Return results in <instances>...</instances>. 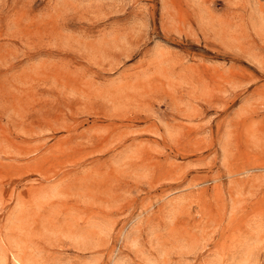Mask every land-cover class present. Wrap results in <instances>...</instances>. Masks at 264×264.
Wrapping results in <instances>:
<instances>
[{
	"label": "rangeland",
	"instance_id": "obj_1",
	"mask_svg": "<svg viewBox=\"0 0 264 264\" xmlns=\"http://www.w3.org/2000/svg\"><path fill=\"white\" fill-rule=\"evenodd\" d=\"M14 256L264 264V0H0Z\"/></svg>",
	"mask_w": 264,
	"mask_h": 264
},
{
	"label": "bare ground",
	"instance_id": "obj_2",
	"mask_svg": "<svg viewBox=\"0 0 264 264\" xmlns=\"http://www.w3.org/2000/svg\"><path fill=\"white\" fill-rule=\"evenodd\" d=\"M12 256V255H11ZM13 257V256H12ZM14 262L15 264H25L23 260L21 259H18L17 257L14 256ZM113 263V262H112Z\"/></svg>",
	"mask_w": 264,
	"mask_h": 264
}]
</instances>
